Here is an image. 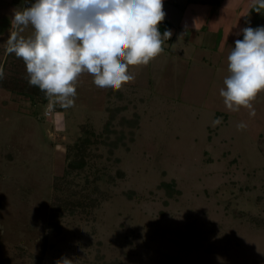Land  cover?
Segmentation results:
<instances>
[{
	"label": "rangeland",
	"instance_id": "obj_1",
	"mask_svg": "<svg viewBox=\"0 0 264 264\" xmlns=\"http://www.w3.org/2000/svg\"><path fill=\"white\" fill-rule=\"evenodd\" d=\"M250 2H167L178 13L172 36L147 65L129 66L135 79L122 84L121 98L86 72L68 108L0 92V260L264 264V91L251 102L254 117L244 107L230 112L219 94L240 29L264 26V12L249 10ZM24 6L0 0V48L12 10ZM122 105L108 126L117 131L109 134L116 147L110 153L91 145L95 155L77 177L82 185L97 174L87 190L94 183L106 197L93 194L89 215H65L60 230H50L53 177L65 167V147L87 133L97 139L107 107ZM121 116L135 127L119 125ZM217 118L222 122L213 126ZM240 122L247 127L238 130Z\"/></svg>",
	"mask_w": 264,
	"mask_h": 264
},
{
	"label": "clouds",
	"instance_id": "obj_2",
	"mask_svg": "<svg viewBox=\"0 0 264 264\" xmlns=\"http://www.w3.org/2000/svg\"><path fill=\"white\" fill-rule=\"evenodd\" d=\"M25 4L12 10L4 54L23 60L29 85L45 93L49 109L56 104L73 106L74 85L85 72L97 87L119 90L135 79L129 66L147 65L172 36L171 30L158 29L166 16L163 0H34L31 4L25 0ZM250 9L264 12V0H251ZM29 26L33 31L25 35ZM240 33L243 38L234 41L227 57L229 75L219 94L230 112L244 107L254 117L251 102L264 91V26H246ZM221 122L217 118L213 126ZM246 127L244 122L237 124L238 130ZM56 264H72V260L62 256Z\"/></svg>",
	"mask_w": 264,
	"mask_h": 264
},
{
	"label": "trees",
	"instance_id": "obj_3",
	"mask_svg": "<svg viewBox=\"0 0 264 264\" xmlns=\"http://www.w3.org/2000/svg\"><path fill=\"white\" fill-rule=\"evenodd\" d=\"M169 28V22L164 19L159 23L158 29L161 33ZM4 50L5 47L0 48V53ZM0 64L4 68V77L0 79V92L7 91L9 92L10 99L17 102H27L35 104L41 102L46 104L49 99L45 96V93L41 91L36 86H31L27 80L26 67L22 59L15 57L14 54L5 56L3 59L0 58ZM113 90V89H111ZM117 92V95H120L119 90H114ZM121 98V96H119ZM126 109L125 105L116 106L113 109L107 107L109 116L105 124L102 135H97L95 139V134L87 133L83 136H80L75 143L69 144L65 147L64 160L66 161L65 167L62 170V173L57 174L53 177V201L51 206V212L49 215L48 225L50 230L58 232L60 230L59 221L65 215H89L91 210L97 204V197H94L93 194L96 193L97 196H105V192H102L98 189V186L95 187V184L91 186V191H88L90 184L96 182L97 174L92 178H86V183L82 185L79 184L77 177L84 171L90 159L94 157V153L90 147L91 145L97 146V144H103L108 146L109 152L112 153L113 148L116 147V143L109 142V134H117V131L110 130L108 128L109 124L116 118V115L119 111ZM119 125L124 126L128 125L130 127H135L136 123L134 120L127 119L124 116L119 118L117 122ZM89 182V183H88ZM171 191L166 185L165 192L168 196H171ZM0 264H9V260H0ZM102 264H122L118 260L112 262L102 263Z\"/></svg>",
	"mask_w": 264,
	"mask_h": 264
},
{
	"label": "crops",
	"instance_id": "obj_4",
	"mask_svg": "<svg viewBox=\"0 0 264 264\" xmlns=\"http://www.w3.org/2000/svg\"><path fill=\"white\" fill-rule=\"evenodd\" d=\"M225 1L226 0H220V4L223 5L225 3ZM167 2H171V0H163V10L166 13L165 19L169 22V28L167 29V30H169L170 27L173 25L172 24L173 19L178 16V13H177L176 9L173 8L175 6H172V7L170 6V8H169V5H168V7H167L166 6ZM175 3H177V1ZM185 5H186V2H185ZM164 44L167 45L166 42Z\"/></svg>",
	"mask_w": 264,
	"mask_h": 264
},
{
	"label": "built area",
	"instance_id": "obj_5",
	"mask_svg": "<svg viewBox=\"0 0 264 264\" xmlns=\"http://www.w3.org/2000/svg\"><path fill=\"white\" fill-rule=\"evenodd\" d=\"M45 114H49V110H45Z\"/></svg>",
	"mask_w": 264,
	"mask_h": 264
}]
</instances>
